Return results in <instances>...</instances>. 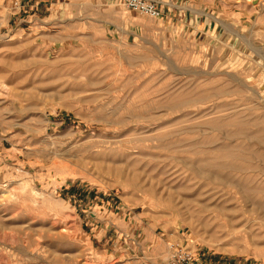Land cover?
<instances>
[{"label": "rangeland", "instance_id": "obj_1", "mask_svg": "<svg viewBox=\"0 0 264 264\" xmlns=\"http://www.w3.org/2000/svg\"><path fill=\"white\" fill-rule=\"evenodd\" d=\"M156 1L159 19L125 0H44L25 25L19 0L0 9V264H264V0ZM189 163L250 169L253 198L151 201L154 168L199 189Z\"/></svg>", "mask_w": 264, "mask_h": 264}, {"label": "bare ground", "instance_id": "obj_2", "mask_svg": "<svg viewBox=\"0 0 264 264\" xmlns=\"http://www.w3.org/2000/svg\"><path fill=\"white\" fill-rule=\"evenodd\" d=\"M237 1V0H236ZM261 3V2H260ZM259 3V4H260ZM262 4V3H261ZM264 6V5H263ZM4 85L0 86V88H3ZM7 87V86H6ZM5 87V88H6ZM228 88V87H227ZM7 89V88H6ZM238 89V88H236ZM237 91V90H236ZM253 99V98H252ZM261 103V102H260ZM168 108V107H167ZM234 111V110H233ZM214 115V114H213ZM248 115V114H247ZM234 117V116H233ZM220 119V118H219ZM199 120V119H198ZM263 120V119H262ZM223 121V120H222ZM201 122V121H200ZM251 122V121H250ZM217 123V122H216ZM245 124V123H244ZM215 125V124H214ZM242 125V123H241ZM246 125V124H245ZM187 126V125H186ZM197 126V125H196ZM218 126V124H217ZM244 126V125H243ZM216 127V125H215ZM224 127V126H223ZM216 129V128H215ZM226 130V129H225ZM230 130V129H229ZM190 132V131H189ZM225 133V132H224ZM226 136V135H225ZM224 136V137H225ZM229 136V135H228ZM231 137V135H230ZM227 138V136H226ZM251 138V137H250ZM228 139V138H227ZM230 139V138H229ZM167 142V141H166ZM262 144V143H261ZM172 145V144H170ZM178 146V145H177ZM229 146V145H228ZM168 147V146H167ZM169 148V147H168ZM222 148V147H221ZM228 148V147H227ZM231 148V147H230ZM229 148V149H230ZM225 149V148H224ZM216 150V149H215ZM232 150V149H231ZM170 151V150H169ZM209 152V151H208ZM250 153V152H249ZM187 154V153H186ZM193 157V156H192ZM202 157V156H201ZM214 157V156H213ZM230 157V156H229ZM237 157V156H236ZM259 157V156H258ZM218 158V157H217ZM219 159V158H218ZM229 159V158H228ZM239 159V157H238ZM249 159V158H248ZM213 160V159H211ZM222 161V159H220ZM204 161V160H202ZM206 161V160H205ZM230 162V161H229ZM228 162V164H229ZM232 162V161H231ZM263 162V161H262ZM199 163V162H198ZM204 163V162H203ZM202 163V164H203ZM236 163V162H235ZM238 163V162H237ZM255 163V162H254ZM190 164V163H189ZM184 165V168H186L187 170H189V172H191L189 175H191L192 179L194 180H198V181H202L203 180V184L199 185L197 188L199 189H195V188H190L188 186H184V185H175L179 180H183L185 179L184 182H190V179H188V176L186 175V170H183L184 172H178L177 169L173 168V167H168L167 165L164 166L162 169L161 168H157L155 170L152 169V172H157L158 179H157V183L155 185H151V183L153 182V179L150 182V188L146 191V194L149 195V197H151V201H153V199H159L160 196L163 197L162 195H160V192L156 190L157 187H165L167 189V195H168V199L170 202V205H172V203L175 202V205L173 207L179 209V204L180 206H182V208L187 209L188 211L192 208H197V210H199L200 212H206L209 210L210 206L208 207V205H206L208 203V198H210V194L211 192H209L206 196V194L202 193V190L200 188L206 187L207 183H211V184H215L218 186H225V187H234V188H239V191L241 193H245V195L247 194L248 198H253V193H251V187L247 186L245 183L249 182L251 179L248 174H249V170L250 169H246V168H240L238 165H236L235 167L231 168L228 167L223 164L221 165H210L207 166L208 163H206V165H198V166H192L190 165ZM242 165V164H241ZM244 167V166H243ZM253 168V167H252ZM252 170V169H251ZM254 170V169H253ZM255 171V170H254ZM259 173V172H257ZM256 173V174H257ZM235 174H242V176L245 174L246 177H243V179L234 181L233 178L235 177ZM255 174V173H254ZM255 174V175H256ZM252 175V174H250ZM260 175V174H259ZM254 178V175H252ZM241 177V176H240ZM183 178V179H182ZM245 178V179H244ZM189 180V181H188ZM252 180V179H251ZM264 181V180H263ZM254 182V181H252ZM201 183V182H199ZM198 183V184H199ZM257 183V182H255ZM258 184V183H257ZM251 185V184H250ZM257 186V185H256ZM156 187V188H155ZM164 190V189H163ZM201 190V191H200ZM255 190V189H254ZM159 192V193H158ZM264 192V191H263ZM164 193V192H163ZM158 194L160 195L158 198ZM255 194V193H254ZM243 195V194H242ZM248 198H246L248 200ZM161 199V198H160ZM262 199V198H261ZM165 200V199H164ZM207 203L205 204L204 202ZM204 201V202H203ZM249 201V200H248ZM162 202V201H161ZM166 203V202H165ZM253 203V202H252ZM260 205H262L264 207V202H259ZM168 204V202H167ZM209 204V203H208ZM255 205V204H254ZM214 207V206H213ZM217 205L215 206L216 209ZM258 207V205L256 206ZM219 208V206L217 207ZM169 209V208H168ZM173 209L170 208V210L173 211ZM212 209V208H211ZM257 209V208H255ZM175 212L177 211L176 209H174ZM259 210V209H258ZM261 210V209H260ZM264 210V209H263ZM180 211V210H179ZM199 212V213H200ZM260 212V211H259ZM181 213H184L181 212ZM195 214V213H194ZM264 214V213H262Z\"/></svg>", "mask_w": 264, "mask_h": 264}, {"label": "built area", "instance_id": "obj_3", "mask_svg": "<svg viewBox=\"0 0 264 264\" xmlns=\"http://www.w3.org/2000/svg\"><path fill=\"white\" fill-rule=\"evenodd\" d=\"M15 6H20L16 3ZM125 7L129 11L146 15L153 19H159L163 16L162 4L156 0H125ZM141 264H205L195 253L189 249L176 250L174 255L164 262H143Z\"/></svg>", "mask_w": 264, "mask_h": 264}, {"label": "crops", "instance_id": "obj_4", "mask_svg": "<svg viewBox=\"0 0 264 264\" xmlns=\"http://www.w3.org/2000/svg\"><path fill=\"white\" fill-rule=\"evenodd\" d=\"M12 0H0V9L6 10H14L11 6ZM44 0H19V8L17 9L18 12L17 14L14 15V22H17L19 25H25L29 18L34 19V18H41V14H44L45 11H47V5L44 4ZM21 12H23L24 15L27 14V16L21 18ZM46 13V12H45ZM51 14L49 17H45L43 19H39V23L42 25L47 24V26L50 24L49 22L51 21ZM12 18H9L10 22ZM47 21H49L47 23ZM37 26V29H41L42 25ZM102 208V207H101ZM150 262V261H149ZM160 262V261H159ZM156 263V262H155Z\"/></svg>", "mask_w": 264, "mask_h": 264}]
</instances>
